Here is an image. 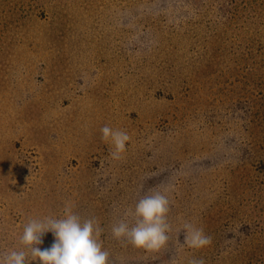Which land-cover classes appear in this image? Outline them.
I'll return each instance as SVG.
<instances>
[{
  "label": "rangeland",
  "instance_id": "1",
  "mask_svg": "<svg viewBox=\"0 0 264 264\" xmlns=\"http://www.w3.org/2000/svg\"><path fill=\"white\" fill-rule=\"evenodd\" d=\"M236 3L223 17L216 0H0V254L22 250L28 221L62 217L66 204L82 220L108 219L111 231L120 218L103 210L101 175L121 168L134 180L193 153L169 189L168 236L183 224L174 215L182 197L203 206L194 225L210 238L222 206L223 220L238 224L207 264H264V197L251 194L264 184V20L254 17L264 2ZM106 125L131 137L119 160L102 139ZM43 241L50 247L53 234Z\"/></svg>",
  "mask_w": 264,
  "mask_h": 264
},
{
  "label": "clouds",
  "instance_id": "2",
  "mask_svg": "<svg viewBox=\"0 0 264 264\" xmlns=\"http://www.w3.org/2000/svg\"><path fill=\"white\" fill-rule=\"evenodd\" d=\"M102 139L114 146L110 152L113 159L119 160L126 151L131 137L127 132L113 130L107 125L101 129ZM170 201L167 195L154 192L138 200L134 211L126 210L124 217L135 220L130 225L121 219L112 226L113 238L125 241L133 247L147 251H156L168 241L171 227L168 223ZM185 243L200 249L211 243L202 228L191 223L183 225ZM51 232L54 242L48 248L41 249L43 237ZM103 229L95 218L84 219L72 211L71 205H65L62 217H44L30 219L19 237L22 250H10L0 254V264H30L39 260L40 264H109V252L103 249L101 235ZM31 257V259H29ZM192 264H203L193 261Z\"/></svg>",
  "mask_w": 264,
  "mask_h": 264
},
{
  "label": "trees",
  "instance_id": "3",
  "mask_svg": "<svg viewBox=\"0 0 264 264\" xmlns=\"http://www.w3.org/2000/svg\"><path fill=\"white\" fill-rule=\"evenodd\" d=\"M197 1V0H196ZM203 0H199L200 3H202ZM264 2V0H261ZM218 3L219 9L222 10V13H218L219 16L227 17V14H231L234 12L237 8V3L235 4V0H216ZM254 17H257L260 21L264 20V15L262 9L259 10V12L256 14L254 13ZM201 21H198V24H200ZM257 22V24H258ZM133 23V22H131ZM240 32V31H239ZM222 70V69H221ZM143 75V73H140ZM169 85L170 86H180V82L173 78H168ZM186 80V79H185ZM176 81V82H175ZM178 82V83H177ZM185 82V81H184ZM149 87V85H147ZM199 89V88H197ZM184 125L185 129L190 133V135L193 137L194 141L198 142L199 139H196V136L198 132H190L188 128L185 126L186 122L181 123ZM191 130L200 131L202 129V124L200 122L194 123L190 126ZM175 144L179 146L181 149L182 147H185V151L187 152L189 147H186V144L184 142H180L179 139H175ZM179 144V145H178ZM108 152V151H107ZM218 152H214L210 154L212 160L217 159ZM194 154L190 153L187 154L185 159V162L180 161H174V165L167 164L162 169L161 167L158 169L157 167H150V169L144 171L143 174L137 175V177L134 180L129 179L133 178L131 176L124 175V170L120 169H114L112 168L111 171L107 172L105 175H101L100 177H103L98 185V190L100 191L101 195H104L106 197V204H104L103 210L107 213H113L116 217H119L120 220L124 217V213L126 210H129V207L131 205L132 201H137L141 199L142 197L146 196L141 195L143 193L149 191V195L152 193V190L154 189V192H161L162 194H165L168 196L169 189L172 188V185L175 186L176 183L178 184V176L180 175V172L184 167L189 165H195V159L198 157H193ZM224 158L228 157V154H222ZM200 159H203V157H199ZM259 160V168L262 169V172L264 173V155H261V157L258 158ZM197 162V160H196ZM240 166V165H239ZM95 169V164L91 166ZM97 173H101L100 171L103 170L100 165L96 166ZM114 170L117 173V176L115 179H113ZM175 172V179L173 177V180H170L173 174H169L170 172ZM259 171V169H258ZM136 173V171L132 172ZM96 182L94 183V185ZM104 184V185H103ZM108 186L107 192L104 190V186ZM234 193H231L233 195ZM253 194H258V197L256 198L255 202L257 204H263L262 202V195L264 197V184L261 187V191ZM169 198V196H168ZM213 200L218 204L219 197L218 196H211ZM170 201V208H173L175 202L169 198ZM191 198L189 197H182L180 201L176 202L177 210L174 214L175 216H183V224L178 227L176 231H172L171 236H168L169 239L167 243L156 251H147L144 249H138L136 250L135 247H131V249L127 245H123L121 241L118 243L115 241L112 237L111 231H109L106 227V219L104 222L102 221L101 228L103 229L102 232V238H105V242H102L103 248L107 247V250L110 254L109 256V264H184L187 263V260L184 259L182 255L178 254L177 250H180L182 252L181 247H185L187 251H189L192 254L193 261L200 262L202 261L203 264H207L208 257H212V259H215L218 257L219 249L222 248L225 243L226 239L231 238V234H233L229 229L232 228L233 225H236L238 223H233L231 220H223L221 211L223 210V207L221 206L218 209V215L215 217L214 221L211 222L210 230L213 231V236L211 238L210 246H204L200 249H195L189 247L185 243V231L183 229V225L185 223H191L194 225V221L197 220L198 217H203L205 214V209L202 205L199 203L194 202V205H190ZM231 204H226L227 206H230V208H234V212H236L235 215H238L240 212L245 214L244 211H241L236 207V205L233 203V201H228ZM199 206H196V205ZM211 204V202H210ZM133 205V204H132ZM134 211V209H133ZM191 212V214H189ZM189 214L190 216H188ZM198 215V216H196ZM200 221V220H199ZM227 221V222H226ZM246 221V219H245ZM240 222H243L242 220ZM195 225L198 228H202L200 222L195 223ZM194 225V226H195ZM203 229V228H202ZM203 229L204 233L207 230ZM172 237V238H170ZM101 239V238H100ZM175 241L174 243L172 241ZM118 251V252H116ZM218 251V252H216ZM156 252H159L156 254ZM162 255V256H161ZM194 255V256H193ZM180 256V258H178Z\"/></svg>",
  "mask_w": 264,
  "mask_h": 264
}]
</instances>
